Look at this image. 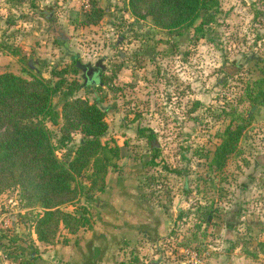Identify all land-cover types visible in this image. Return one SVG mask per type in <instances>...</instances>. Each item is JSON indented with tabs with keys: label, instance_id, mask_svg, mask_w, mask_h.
<instances>
[{
	"label": "rangeland",
	"instance_id": "rangeland-1",
	"mask_svg": "<svg viewBox=\"0 0 264 264\" xmlns=\"http://www.w3.org/2000/svg\"><path fill=\"white\" fill-rule=\"evenodd\" d=\"M96 1L104 13L90 25L79 15L90 0H0V73L53 83L52 68L79 61L68 80L91 83L74 95L101 101V141L126 152L103 193L80 195L64 210L90 207L93 226L81 234H90L85 241L97 245L102 264H143V256L146 264H264V103L251 106L243 95L246 81L264 71V0H218L210 23L200 24L201 17L170 31L134 17L128 0ZM62 99L54 95L53 106ZM239 115L249 122L236 150L222 169L209 168L220 134ZM46 125L57 157L70 159L81 134L72 131L63 143L61 121ZM144 128L153 139L139 135ZM41 212L26 205L18 187L0 194V264H61L41 257L34 232ZM127 213L137 224L124 219ZM153 218L168 229L143 235V220ZM200 221L205 248L197 253L181 242Z\"/></svg>",
	"mask_w": 264,
	"mask_h": 264
},
{
	"label": "trees",
	"instance_id": "trees-1",
	"mask_svg": "<svg viewBox=\"0 0 264 264\" xmlns=\"http://www.w3.org/2000/svg\"><path fill=\"white\" fill-rule=\"evenodd\" d=\"M127 5L130 14L137 19L148 18L153 26L170 31L190 27L201 17L203 22L200 24L210 23L219 1L128 0ZM103 13L97 1L90 0V8L82 9L79 15L85 24L95 25ZM80 67L81 63L75 60L70 69L52 68L53 83L35 74L24 77L11 72L0 73V194L9 187H18L26 205L42 210L34 220L36 239L42 245L67 242V237L60 236L61 229L69 235L92 229L89 206L78 205L73 211L64 210V206L75 202L80 195L90 200L103 193L108 174L118 173V160L126 156V152L121 155L123 146L101 141L107 131L101 101L89 102L74 95L90 82L86 79L82 85L76 80H68L67 74L75 73ZM60 93L63 99L57 109L52 98ZM243 95L251 106L264 103V71L256 79L246 81ZM46 119L53 125L61 121L59 130L63 143L71 140L72 131L81 134L82 139L70 159L63 161L57 157ZM247 122L249 118L239 115L236 124L232 121L224 128L211 152L209 168L214 166L220 170L225 166L236 150ZM138 133L148 141L154 138L150 129L144 128ZM84 172L86 182L82 183L80 176ZM201 228L200 221L181 245L194 246L200 253V249L205 248L199 243L205 236ZM18 264L32 262L20 260Z\"/></svg>",
	"mask_w": 264,
	"mask_h": 264
},
{
	"label": "crops",
	"instance_id": "crops-1",
	"mask_svg": "<svg viewBox=\"0 0 264 264\" xmlns=\"http://www.w3.org/2000/svg\"><path fill=\"white\" fill-rule=\"evenodd\" d=\"M137 193L138 192H136L134 194H137ZM145 206H146V204H145L144 199H143L140 202H138V204L136 206V208H137L136 210H139V208H140V212H141V211L145 210ZM128 215L129 214L127 213V215H126L127 217L124 219L129 220L131 223H134V222L136 223L134 217L131 216L129 218ZM137 216L139 217V215H137ZM146 224H147V226H146ZM141 225H143L144 227L146 226L144 232L142 233L143 235H146V236H149L150 233H157V231L160 230L159 227L165 228L164 223H162V225L160 224L157 226L155 218H153L152 220L148 219L147 221H145V219H144ZM141 225H136L137 229H138L137 231H139V226H141ZM168 227L169 226H166L167 229H168ZM82 231L83 230H80L76 234H73V235L67 234L66 237L68 240L65 243L58 241L52 245H44L42 247L43 249L41 252V257L44 258L43 256H46V258H49V256L50 257L54 256V258L59 260L61 264H102L103 260H105V257H103V256L100 257V259H99L100 261L98 260L97 257H95V255L98 254L97 247H96L97 245L91 244L88 247L85 239L89 238L90 234L82 235L81 234ZM169 231H170V228H169ZM80 234H81V236H80ZM137 237L138 236H136V238ZM69 240H71V241H69ZM50 248H53V249H50ZM87 251H88V254L85 255ZM145 255H151L152 258H155V256H156V254H154V253H146ZM143 257L146 258L145 256H143ZM91 258H93L94 260L91 263H89ZM144 258H141L140 262L143 264H146V259H144ZM155 260L156 259H151L150 264H159ZM98 262H101V263H98Z\"/></svg>",
	"mask_w": 264,
	"mask_h": 264
},
{
	"label": "built area",
	"instance_id": "built-area-1",
	"mask_svg": "<svg viewBox=\"0 0 264 264\" xmlns=\"http://www.w3.org/2000/svg\"><path fill=\"white\" fill-rule=\"evenodd\" d=\"M87 7H88V4H87L86 6H84L83 8H84V9H87Z\"/></svg>",
	"mask_w": 264,
	"mask_h": 264
}]
</instances>
